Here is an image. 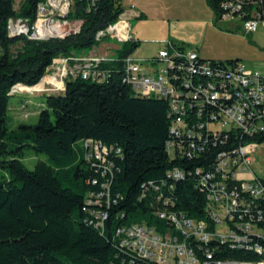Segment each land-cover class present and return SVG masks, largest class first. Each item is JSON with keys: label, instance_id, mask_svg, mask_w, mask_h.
<instances>
[{"label": "trees", "instance_id": "trees-1", "mask_svg": "<svg viewBox=\"0 0 264 264\" xmlns=\"http://www.w3.org/2000/svg\"><path fill=\"white\" fill-rule=\"evenodd\" d=\"M122 1L71 0L65 19L79 22V30L63 38L32 40L9 37L8 23L22 20L32 27L44 0H23L18 10L15 0H0V264H157L122 247L116 236L117 230L132 225L153 227L161 235L172 231V224L159 219L157 212L205 225L211 237L207 242L177 234L201 263L263 262L264 256L252 247L264 245L257 236L243 245L217 236L206 211L202 178L214 171L220 154L242 142L264 143V134L247 137L229 131L205 135L198 142L187 134L174 137L168 102L135 96L122 80V62L138 42L121 44L113 63L103 65L111 74L107 82L67 79L64 92L44 96L35 124L10 129L12 89H43L51 80L39 82L54 59H67L72 66L74 57L98 45L95 35L123 13ZM205 1L216 26L225 0ZM217 63L229 66L236 61ZM212 110L217 109L207 107L203 113ZM85 142L108 150L103 164L89 158ZM168 143L183 152H170ZM25 150L48 159L29 170L22 161ZM174 171L182 177H169ZM257 207L264 211L263 203ZM228 227L242 235L233 224Z\"/></svg>", "mask_w": 264, "mask_h": 264}, {"label": "built area", "instance_id": "built-area-1", "mask_svg": "<svg viewBox=\"0 0 264 264\" xmlns=\"http://www.w3.org/2000/svg\"><path fill=\"white\" fill-rule=\"evenodd\" d=\"M70 5L71 0H44L37 6V19L32 27L22 20H17L20 26L14 27L9 21V37L24 35L32 40H47L76 33L80 23L65 19ZM221 10L220 22L238 21L246 34L264 28V0H225ZM67 27L73 31L65 33ZM107 38L120 45L132 41L129 16L122 13L114 24L95 35L98 45ZM105 53L98 55L94 50L91 55L74 57L72 66L67 59H54L39 84L44 80L52 82L45 83L40 91L62 93L65 81L77 76L93 82H107L111 74L103 65L113 63L114 58L108 56L107 50ZM122 66V80L135 96L156 97L168 102L170 131L176 138L187 134L196 137L198 142L205 135L216 137L229 131L247 137L264 134V74L249 71L239 62L221 66L202 60L195 49H179L176 43L166 41L154 57L141 59L130 55ZM18 86L12 89V95L21 90ZM207 107L217 110L205 115L203 109ZM189 146L193 149L195 142L191 141ZM257 146L242 142L231 152H223L216 158L214 171L202 178L206 211L216 226V234L223 242L233 245L249 243V237L254 235L264 243V227L259 226L264 225V211L257 207L264 204V180L258 178L251 167ZM85 147L90 151V159L104 163L108 153L105 147L90 142H85ZM167 148L170 152H183L180 146L175 149L172 143H168ZM169 177L179 179L182 172H171ZM155 215L171 223L172 231L161 235L146 225L121 228L116 232V236L121 237V246L157 264H264V261L201 263L185 241H179L177 234L207 242L211 237L205 233V225L175 214L157 212ZM230 224L242 235L231 231ZM218 226H225L227 230L220 233ZM252 247L264 256V245L254 243ZM206 258L210 259L211 255L207 254Z\"/></svg>", "mask_w": 264, "mask_h": 264}, {"label": "rangeland", "instance_id": "rangeland-1", "mask_svg": "<svg viewBox=\"0 0 264 264\" xmlns=\"http://www.w3.org/2000/svg\"><path fill=\"white\" fill-rule=\"evenodd\" d=\"M23 0H15L14 9L18 10ZM12 25L20 26L19 21L11 20ZM132 28L134 24L130 23ZM218 32L206 29L202 33L198 34L197 40L200 50V58L209 61L223 62L236 61L243 65L247 70L264 74V28H259L257 32L246 34L238 21L232 22H220L218 21L215 26ZM72 32L70 28H65V33ZM148 42H155L152 46H148L150 49L151 57L162 46L159 42L160 38L155 35H148ZM157 38V39H156ZM158 40V42L154 41ZM160 43V44H159ZM100 48L94 46L89 48L82 54V56H88L93 49H100L104 51L107 49L108 56L116 59L118 48L121 46L118 42L111 39H104ZM143 45H149L148 43H141L137 50L141 49ZM150 47V48H149ZM204 50L208 51L205 53ZM131 56H134L133 54ZM44 82H48L44 80ZM20 89V87L18 88ZM16 90V89H15ZM52 94V92L42 93L40 90L26 92L24 90H17L13 95L11 94L9 99V127L14 130L19 124L24 123L33 125L37 121V113L43 105L44 96ZM77 146L82 147L81 144ZM253 163L251 165L253 172L258 178L264 179V143L259 144L252 155ZM48 156L44 153H35L30 150H25L22 161L29 170L34 168L37 161H46ZM249 177L246 176V179ZM217 230L220 233H224L227 230L225 226H218ZM224 230V231H222Z\"/></svg>", "mask_w": 264, "mask_h": 264}, {"label": "crops", "instance_id": "crops-1", "mask_svg": "<svg viewBox=\"0 0 264 264\" xmlns=\"http://www.w3.org/2000/svg\"><path fill=\"white\" fill-rule=\"evenodd\" d=\"M122 7L123 13L129 16V22L134 24V28L130 24V30L138 47L141 43L149 44L143 45L137 52L135 50L133 55L137 58H152L148 46L156 43L148 42V35L158 36L162 46L164 42L170 41L195 49L200 55L201 48L196 36L206 29L218 32L213 25V13L205 0H123ZM161 48L160 46L154 55ZM94 50L98 55H104L107 49H93L89 55ZM203 51L208 53L204 48Z\"/></svg>", "mask_w": 264, "mask_h": 264}, {"label": "bare ground", "instance_id": "bare-ground-1", "mask_svg": "<svg viewBox=\"0 0 264 264\" xmlns=\"http://www.w3.org/2000/svg\"><path fill=\"white\" fill-rule=\"evenodd\" d=\"M50 82H52V81H50ZM50 82H49V83H50Z\"/></svg>", "mask_w": 264, "mask_h": 264}, {"label": "water", "instance_id": "water-1", "mask_svg": "<svg viewBox=\"0 0 264 264\" xmlns=\"http://www.w3.org/2000/svg\"><path fill=\"white\" fill-rule=\"evenodd\" d=\"M47 95H50V94H47Z\"/></svg>", "mask_w": 264, "mask_h": 264}]
</instances>
